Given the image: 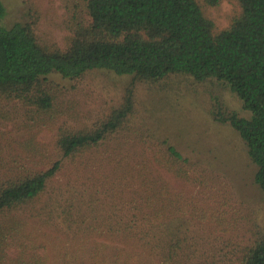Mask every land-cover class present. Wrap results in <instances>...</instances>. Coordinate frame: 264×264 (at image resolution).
<instances>
[{"label":"rangeland","instance_id":"1","mask_svg":"<svg viewBox=\"0 0 264 264\" xmlns=\"http://www.w3.org/2000/svg\"><path fill=\"white\" fill-rule=\"evenodd\" d=\"M1 1L5 25L30 22L43 43L61 48L69 44L73 26L88 18L86 0ZM197 2L216 29L241 11L237 0ZM48 77L59 88L51 110H36L16 98L1 108L0 179L40 171L64 158L59 134L95 129L121 106L131 81L108 69L90 70L77 79L57 73ZM133 90L124 128L98 146L64 158L35 201L5 212L0 264H32V255L46 259L45 264L98 258L104 264H242L245 247L264 228V195L254 181L257 167L245 142L213 112L218 107L239 115L249 111L225 82L214 78L199 81L170 73L135 82ZM167 143L187 158L189 172L185 178L164 167L156 170L176 194L175 212L163 213L156 231L166 239L168 234L181 238L174 252L160 259L144 240L126 232L147 230L127 223L136 214L130 202L139 184L136 174H148L144 160Z\"/></svg>","mask_w":264,"mask_h":264},{"label":"trees","instance_id":"2","mask_svg":"<svg viewBox=\"0 0 264 264\" xmlns=\"http://www.w3.org/2000/svg\"><path fill=\"white\" fill-rule=\"evenodd\" d=\"M219 1L205 0L210 5ZM237 1L239 15L226 27L216 29L197 0H86L88 18L73 26L69 44L61 48L43 43L30 22L5 25L6 7L0 0V111L15 98L36 110H51L59 90L49 80L51 73L77 79L90 70L108 69L131 76L121 106L95 129L59 134L57 146L62 157L73 158L125 127L135 82L157 80L170 73L187 74L199 81L214 78L225 82L249 111V115H239L218 107L213 117L238 131L257 167L254 181L264 195V0ZM151 156L144 160L148 174L141 170L136 174L139 184L130 201L136 214L127 222L134 229L145 225L147 230L126 233L144 240L163 259L166 252H174L181 238L173 240L168 234L166 239L156 231L163 213H174L176 205V194L159 180L156 170L164 167L185 178L189 170L187 158L172 144L157 147ZM64 158L53 160L40 171L17 172L0 179V222L6 211L35 201L61 169ZM45 261L39 256L30 258L32 264ZM241 262L264 264V228L245 247ZM81 264H104V260Z\"/></svg>","mask_w":264,"mask_h":264}]
</instances>
